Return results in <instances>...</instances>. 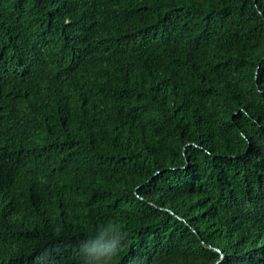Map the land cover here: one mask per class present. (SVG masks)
<instances>
[{
	"label": "trees",
	"instance_id": "obj_1",
	"mask_svg": "<svg viewBox=\"0 0 264 264\" xmlns=\"http://www.w3.org/2000/svg\"><path fill=\"white\" fill-rule=\"evenodd\" d=\"M0 264H264V0H0Z\"/></svg>",
	"mask_w": 264,
	"mask_h": 264
}]
</instances>
